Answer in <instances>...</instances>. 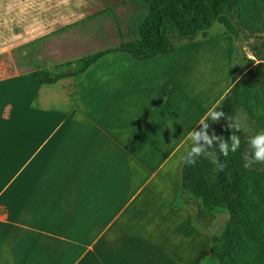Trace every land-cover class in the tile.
I'll return each instance as SVG.
<instances>
[{
	"label": "crops",
	"instance_id": "0c3cea01",
	"mask_svg": "<svg viewBox=\"0 0 264 264\" xmlns=\"http://www.w3.org/2000/svg\"><path fill=\"white\" fill-rule=\"evenodd\" d=\"M70 5L66 17L65 0H0V54L91 9ZM205 45L226 54V82L170 65ZM234 48L221 33L147 61L111 52L50 85L0 79V264H209L181 157L232 86Z\"/></svg>",
	"mask_w": 264,
	"mask_h": 264
},
{
	"label": "trees",
	"instance_id": "16d2710c",
	"mask_svg": "<svg viewBox=\"0 0 264 264\" xmlns=\"http://www.w3.org/2000/svg\"><path fill=\"white\" fill-rule=\"evenodd\" d=\"M125 3L131 6L137 17L131 40L124 41L117 50L98 52L78 59L76 62L80 68L61 76L53 77L45 69H35L28 73L32 82L50 85L64 77L79 75L111 52L125 53L137 61L151 60L172 53L179 45L194 42L200 33L214 23L224 26L225 34L235 39L237 30L231 22L232 15H235L243 30L264 35V0H126ZM104 13L108 14L110 10ZM262 61L264 59L259 58L256 66L243 72V76L231 86L219 106L227 117L233 116L236 109L242 106L261 131H264ZM234 70L235 67L233 72ZM233 82L234 79L232 84ZM248 99H251L250 104L246 103ZM231 134L236 133L228 128L221 138L227 140ZM239 139L240 147L235 153L230 152L227 158L219 153L218 145L215 148L211 145L208 149L218 158L222 168H217L211 162L212 157L203 154L196 157L195 164L184 163L182 166L180 198L192 212V223L206 230L205 226L210 225L215 215H229V221L221 235L210 239L211 264H227L225 260L230 252L231 232L246 225L233 203V196L239 193L247 174L248 142L243 137L239 136ZM256 263L264 264V232Z\"/></svg>",
	"mask_w": 264,
	"mask_h": 264
},
{
	"label": "rangeland",
	"instance_id": "374dc122",
	"mask_svg": "<svg viewBox=\"0 0 264 264\" xmlns=\"http://www.w3.org/2000/svg\"><path fill=\"white\" fill-rule=\"evenodd\" d=\"M82 1L87 4L85 8L89 7L88 4L91 5L90 11L81 7L80 17L75 15L74 18H70L62 30L48 37L45 42L25 44L12 49H4L1 45L4 54H0V79L27 74L35 69H45L53 77L61 76L78 70L80 68L76 62L78 59L98 52L117 50L124 41L134 37L137 17L131 6L125 3L126 0ZM73 2L74 0H65L66 17ZM70 9L73 11V7ZM106 10H110V13H104ZM231 22L237 30L233 56L235 70L232 85H234L248 69L259 63V58L264 59V35L243 30L235 15H232ZM225 31L224 26L214 23L209 29L200 33L195 41L204 38L203 34L206 38H213ZM178 47L180 45L176 48ZM195 54L190 58H184L180 53L175 54L170 65L173 68L189 67L190 73L198 77L207 76L211 80L210 76L214 74L227 81L228 61L223 58L226 54H222L220 49L216 51L210 45L200 47ZM262 63L264 64V61ZM196 65L200 66L203 75L202 72L196 71ZM246 103L250 104L251 99ZM219 104L212 111H220L223 116L216 120L208 118L207 121L206 132L210 137L214 135L221 138L225 130L231 128L248 142L251 136L261 132L242 106L236 109L233 116L227 117ZM217 145L218 141H213L212 147L215 148ZM251 152L252 149L248 144L247 174L241 183L239 193L233 196L237 214L245 220L246 225L231 232L230 252L225 260L227 264H257L256 259L262 246L264 162H250ZM228 221L229 215L226 213L215 215L210 225L205 226L210 239L212 236L221 235ZM209 264H211L210 260Z\"/></svg>",
	"mask_w": 264,
	"mask_h": 264
},
{
	"label": "clouds",
	"instance_id": "9594fccd",
	"mask_svg": "<svg viewBox=\"0 0 264 264\" xmlns=\"http://www.w3.org/2000/svg\"><path fill=\"white\" fill-rule=\"evenodd\" d=\"M223 116V113L220 111H209L206 113V117L216 120L219 117ZM201 128L199 130L190 129L186 135V142L188 147L185 148V153L182 155L181 160L188 164L193 165L196 163V157L205 156L212 157V163L217 168H222L218 158L213 156V153L209 152L208 149L211 148L213 141H218V151L225 158L228 157L229 153H235L240 147L241 141L239 136L236 134H231L227 140L223 138H218L216 136H209L205 129L208 125L205 123V118H202L199 122ZM202 142V143H201ZM248 144L252 149L250 162H264V131L257 133L254 136H251L248 139ZM247 166V165H246ZM203 264V261H201Z\"/></svg>",
	"mask_w": 264,
	"mask_h": 264
}]
</instances>
